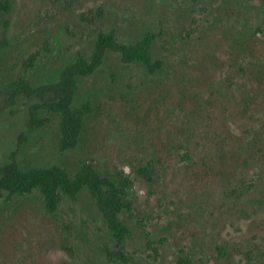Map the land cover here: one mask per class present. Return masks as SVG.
<instances>
[{"label":"rangeland","instance_id":"rangeland-1","mask_svg":"<svg viewBox=\"0 0 264 264\" xmlns=\"http://www.w3.org/2000/svg\"><path fill=\"white\" fill-rule=\"evenodd\" d=\"M9 1L10 12L0 14V97L20 76L34 85L53 81L76 51L90 49L96 29L113 28L122 41L159 33L154 56L162 61L153 75L108 61L81 80L76 102L88 99L93 111L78 147L59 153L58 116L48 115L43 127L27 130L20 166L58 164L72 174L90 159L102 175L128 176L131 211L122 219L130 247L142 242L138 219L166 237L165 264L178 248L206 259L224 242L226 256L208 264H237L240 243L264 222V0ZM98 6L103 15L93 25L80 20ZM33 51L34 64L24 68ZM19 125L0 123V156ZM148 159L159 173L155 183L134 171ZM110 241L85 190L75 200L62 197L53 215L36 192L0 206V264H107L99 246Z\"/></svg>","mask_w":264,"mask_h":264},{"label":"trees","instance_id":"trees-1","mask_svg":"<svg viewBox=\"0 0 264 264\" xmlns=\"http://www.w3.org/2000/svg\"><path fill=\"white\" fill-rule=\"evenodd\" d=\"M10 9L9 0H0V14H8ZM102 15L103 8L98 6L96 9L82 11L79 18L86 24L93 25ZM196 22L192 19L191 32L194 31ZM261 32L260 28L255 31ZM158 35L152 30H146L135 39L122 41L113 28L96 29L90 49L76 51L72 61L60 68L53 81L34 85L20 76L11 81L10 89L0 97V123L12 118L20 121L15 130L13 145L0 156V206L15 197L36 192L43 210L53 215L58 211L62 197L75 200L85 190L110 235V243L99 246L107 264H165L162 260V247L166 243V237L153 234L141 220H134V225L142 232L141 245L137 248L129 246L131 230L122 219V216L131 211L130 201L125 198L126 188L131 186L129 177L123 176L118 181L102 175L90 159L82 160L72 174L58 164L24 169L20 166L17 155L21 146L28 141L27 130L43 127L50 120L48 115L58 116L59 153L75 150L80 142L84 122L93 111L88 99L76 102L80 81L93 76L108 61L124 66L138 64L150 75L157 73L162 67V61L154 56V43ZM3 45V42L0 43V48ZM36 57V51L29 53L22 61L23 67H31ZM110 76L115 78L112 73ZM181 159L186 163L190 162L187 152L183 153ZM134 171L146 182L155 183L159 180L158 170L151 159L137 164ZM262 171L264 181V165ZM63 230L70 234L69 225L64 224ZM254 233L250 238L252 240L240 243L243 251L237 264H264V222ZM63 248L71 254L72 246ZM211 252L210 257L201 259L183 247L178 248L168 264H208L213 256H226L227 243L213 245Z\"/></svg>","mask_w":264,"mask_h":264}]
</instances>
